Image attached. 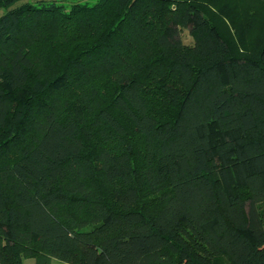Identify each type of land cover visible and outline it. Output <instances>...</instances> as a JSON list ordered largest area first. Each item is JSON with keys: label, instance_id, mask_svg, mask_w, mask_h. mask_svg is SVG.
<instances>
[{"label": "trees", "instance_id": "16d2710c", "mask_svg": "<svg viewBox=\"0 0 264 264\" xmlns=\"http://www.w3.org/2000/svg\"><path fill=\"white\" fill-rule=\"evenodd\" d=\"M1 8L0 264H264V0Z\"/></svg>", "mask_w": 264, "mask_h": 264}, {"label": "rangeland", "instance_id": "374dc122", "mask_svg": "<svg viewBox=\"0 0 264 264\" xmlns=\"http://www.w3.org/2000/svg\"><path fill=\"white\" fill-rule=\"evenodd\" d=\"M86 1L93 2L95 0H86ZM5 10H6L5 8H1L0 9V15L3 14L5 12ZM180 36H181L183 42H185V43H192L193 42L192 36L188 32V30L185 28L181 29ZM22 264H35V258L23 257L22 258ZM50 264H66V263L59 258L51 257Z\"/></svg>", "mask_w": 264, "mask_h": 264}]
</instances>
